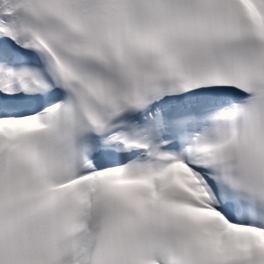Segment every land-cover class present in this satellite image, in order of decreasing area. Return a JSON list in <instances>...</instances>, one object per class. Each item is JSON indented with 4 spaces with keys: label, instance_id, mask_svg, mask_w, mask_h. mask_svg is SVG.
I'll return each mask as SVG.
<instances>
[{
    "label": "snow or ice",
    "instance_id": "obj_1",
    "mask_svg": "<svg viewBox=\"0 0 264 264\" xmlns=\"http://www.w3.org/2000/svg\"><path fill=\"white\" fill-rule=\"evenodd\" d=\"M0 264H264V0H0Z\"/></svg>",
    "mask_w": 264,
    "mask_h": 264
}]
</instances>
